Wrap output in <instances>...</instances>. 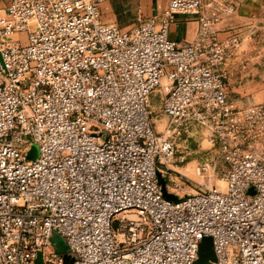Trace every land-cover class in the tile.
<instances>
[{"label": "built area", "instance_id": "obj_1", "mask_svg": "<svg viewBox=\"0 0 264 264\" xmlns=\"http://www.w3.org/2000/svg\"><path fill=\"white\" fill-rule=\"evenodd\" d=\"M108 1L0 0V264H64L54 234L69 264H192L204 237L214 264H264V103L229 98L240 37L219 29L235 2L169 0L124 28ZM177 14L191 40L169 37ZM192 123L224 184L172 202L159 177L179 172L173 134Z\"/></svg>", "mask_w": 264, "mask_h": 264}, {"label": "rangeland", "instance_id": "obj_2", "mask_svg": "<svg viewBox=\"0 0 264 264\" xmlns=\"http://www.w3.org/2000/svg\"><path fill=\"white\" fill-rule=\"evenodd\" d=\"M236 4L241 0H233ZM104 3L103 20L116 23L119 27H128L136 20L138 15L147 16L134 8L138 0L120 1L129 5V10L119 14ZM258 4V5H257ZM252 10L244 11L241 16L246 19L239 22L236 16L235 27L231 32L240 37V46L236 55L226 64L228 96L237 106L264 103V0H257ZM227 16V17H230ZM225 17V18H227ZM224 18V19H225ZM150 107L152 110L153 127L158 132H164L168 123L162 112L161 100L158 92L151 96ZM177 151L185 154V160L174 168L179 172H171V177L166 179V189L177 196H185L206 187L223 185L220 170L223 163L218 157L217 150L208 143L205 130L198 124H189L180 130V134H173ZM208 165L204 172L197 173L196 168ZM174 183L178 184L175 185ZM117 223L114 222L116 227ZM120 238V237H119Z\"/></svg>", "mask_w": 264, "mask_h": 264}, {"label": "crops", "instance_id": "obj_3", "mask_svg": "<svg viewBox=\"0 0 264 264\" xmlns=\"http://www.w3.org/2000/svg\"><path fill=\"white\" fill-rule=\"evenodd\" d=\"M120 1L125 0H111V2H109V6L118 14L124 12V9L129 10V5L118 3ZM168 1L169 0H138V3L134 8L138 9V11L143 9V12L148 15L159 14ZM256 1L257 0H241V3L237 4V12L234 13L237 15L239 22L247 18L246 16H241V13L246 14L249 10H252L255 7L254 5L256 4ZM236 22V16H230L223 19L222 23L219 25L220 36L224 37L229 34L235 27ZM196 28L197 23L194 17L177 14L175 15L173 23L170 25L168 35L171 39L177 41L191 40L195 35Z\"/></svg>", "mask_w": 264, "mask_h": 264}, {"label": "water", "instance_id": "obj_4", "mask_svg": "<svg viewBox=\"0 0 264 264\" xmlns=\"http://www.w3.org/2000/svg\"><path fill=\"white\" fill-rule=\"evenodd\" d=\"M36 154H37V148L35 145H33L29 150L27 157L29 159H33L35 158ZM159 183L161 185V191L165 199L172 202H177L182 199L178 197L176 194L167 191L165 178L159 177ZM51 240L56 251L65 255L64 264H69L71 260L70 257L67 255L69 248L65 243V241L63 240V238H61L58 234H54ZM214 261L215 260L211 246V238L204 237L199 245L197 258L194 260L192 264H214ZM36 262H40V254H38Z\"/></svg>", "mask_w": 264, "mask_h": 264}]
</instances>
